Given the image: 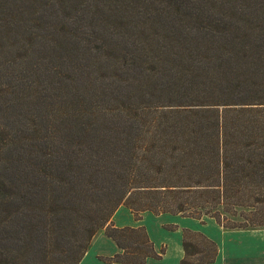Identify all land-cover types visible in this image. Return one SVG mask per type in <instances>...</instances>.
I'll return each instance as SVG.
<instances>
[{
	"label": "trees",
	"instance_id": "trees-1",
	"mask_svg": "<svg viewBox=\"0 0 264 264\" xmlns=\"http://www.w3.org/2000/svg\"><path fill=\"white\" fill-rule=\"evenodd\" d=\"M120 205L264 227V0H0V264L160 258Z\"/></svg>",
	"mask_w": 264,
	"mask_h": 264
},
{
	"label": "crops",
	"instance_id": "crops-1",
	"mask_svg": "<svg viewBox=\"0 0 264 264\" xmlns=\"http://www.w3.org/2000/svg\"><path fill=\"white\" fill-rule=\"evenodd\" d=\"M174 218H180V221L171 220ZM151 219L156 224L157 234L148 224ZM112 221L117 227L143 226L152 242L153 249L157 253L163 249L160 258L150 257L142 264H180L184 256L182 246L184 229L198 231L216 245V255L213 261L190 264H264V227L227 229L217 224L211 217L196 219L169 213L153 214L150 211H143L140 218L135 219L130 209L124 205L116 209L112 215ZM205 221H211V223ZM195 223L200 227L194 226ZM208 225L217 230L210 229ZM118 252L120 248L102 230L94 235L78 264H122L101 258L111 257Z\"/></svg>",
	"mask_w": 264,
	"mask_h": 264
},
{
	"label": "rangeland",
	"instance_id": "rangeland-1",
	"mask_svg": "<svg viewBox=\"0 0 264 264\" xmlns=\"http://www.w3.org/2000/svg\"><path fill=\"white\" fill-rule=\"evenodd\" d=\"M111 220H112V218H111ZM171 220H177V221H180V218H174V219H171ZM205 222H207V223H211V221H205ZM111 223H113V221L111 222ZM114 224V223H113ZM148 224H149V226L151 227V229L153 230V232L155 233V234H157V228H156V224H155V222H154V220L153 219H151V220H149L148 221ZM194 226H196V227H200L199 226V224H197V223H195L194 224ZM209 226V228L210 229H215V230H217V228H215V227H213V226H210V225H208ZM203 228H205V227H203ZM255 228H259V227H255ZM103 229H100V230H98L96 233H98V232H100V231H102ZM104 232V231H103ZM95 233V234H96ZM94 237V236H93ZM92 240V239H91Z\"/></svg>",
	"mask_w": 264,
	"mask_h": 264
}]
</instances>
